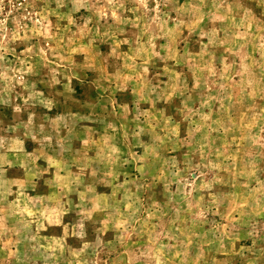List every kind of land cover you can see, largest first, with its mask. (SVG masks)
<instances>
[{
    "label": "rangeland",
    "instance_id": "374dc122",
    "mask_svg": "<svg viewBox=\"0 0 264 264\" xmlns=\"http://www.w3.org/2000/svg\"><path fill=\"white\" fill-rule=\"evenodd\" d=\"M0 264H264V0H0Z\"/></svg>",
    "mask_w": 264,
    "mask_h": 264
}]
</instances>
